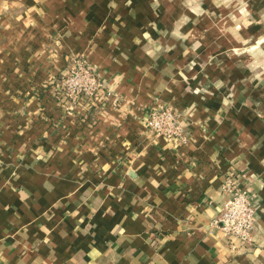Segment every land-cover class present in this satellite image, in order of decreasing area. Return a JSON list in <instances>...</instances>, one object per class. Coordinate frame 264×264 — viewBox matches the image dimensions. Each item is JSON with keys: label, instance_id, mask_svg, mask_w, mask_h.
I'll list each match as a JSON object with an SVG mask.
<instances>
[{"label": "crops", "instance_id": "0c3cea01", "mask_svg": "<svg viewBox=\"0 0 264 264\" xmlns=\"http://www.w3.org/2000/svg\"><path fill=\"white\" fill-rule=\"evenodd\" d=\"M74 58L119 101L66 111ZM229 179L248 246L212 224ZM0 264H264V0H0Z\"/></svg>", "mask_w": 264, "mask_h": 264}, {"label": "built area", "instance_id": "2783aa9c", "mask_svg": "<svg viewBox=\"0 0 264 264\" xmlns=\"http://www.w3.org/2000/svg\"><path fill=\"white\" fill-rule=\"evenodd\" d=\"M56 93L66 104V111H72L75 105H84L85 101L102 106L107 101H119L102 76L83 58L69 61L68 69L56 84ZM144 126L154 138H163L173 148L184 145L188 140L186 124L180 120L179 113L167 104L151 106ZM223 188L227 199L212 224L220 225L226 236L248 246L252 243L255 226L253 201L248 191L234 179H229Z\"/></svg>", "mask_w": 264, "mask_h": 264}]
</instances>
